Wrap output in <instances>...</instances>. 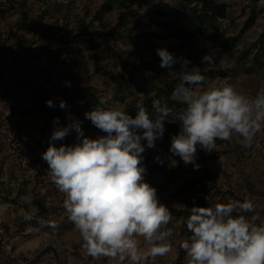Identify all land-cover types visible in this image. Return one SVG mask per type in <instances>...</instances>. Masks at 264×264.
I'll return each mask as SVG.
<instances>
[{
	"label": "rangeland",
	"instance_id": "374dc122",
	"mask_svg": "<svg viewBox=\"0 0 264 264\" xmlns=\"http://www.w3.org/2000/svg\"><path fill=\"white\" fill-rule=\"evenodd\" d=\"M159 1L181 2L186 19L169 20L193 30L186 20L201 8L199 0H0V264H129L127 259L93 260L84 254L79 233L66 217L64 194L51 182L41 154L56 117L66 126L71 113L83 121L84 135L95 139L105 133L84 113L101 101L104 107L135 115L138 102L148 108L150 99L168 100L164 91L177 80L180 65L171 71L160 63L154 70L144 69L142 64L154 59L157 49L187 58L190 68H200L217 86L232 84L250 96L264 89V0H214L226 5L225 17L209 31L211 37L197 34L188 40L170 36L159 24L166 18L149 15L148 7ZM105 2L112 9L96 17ZM96 29L112 30L114 36L95 39ZM209 53L215 54L211 66L202 63ZM116 73L124 83L113 81ZM49 99L54 107L47 106ZM61 100L66 109L59 107ZM172 104L176 115L168 119L179 123L183 106ZM163 141L142 154L144 179L170 208L169 226L180 235L171 253L145 264H189L179 245L190 235L185 220L193 206L249 198L264 219V132L250 148L234 137L217 140L210 153L198 149V170L162 151ZM76 142L72 131L55 144ZM25 213L32 220L26 221ZM41 219L59 227H41Z\"/></svg>",
	"mask_w": 264,
	"mask_h": 264
},
{
	"label": "clouds",
	"instance_id": "9594fccd",
	"mask_svg": "<svg viewBox=\"0 0 264 264\" xmlns=\"http://www.w3.org/2000/svg\"><path fill=\"white\" fill-rule=\"evenodd\" d=\"M157 54L161 68L171 71L180 65L179 83L168 99L183 110L177 116L180 131L171 137L169 151L185 165L198 170V149L210 153L216 150L217 140L235 137L242 147L250 148L264 132V89L250 96L232 84L217 86L200 68H190L187 58L163 48ZM214 62V53L202 57L207 66ZM103 103L86 111L84 117L105 135L85 136L83 121L71 113L66 116V126L56 117L41 158L48 165L51 182L64 194L65 214L79 233L84 254L93 260L127 259L129 264H145L149 258L171 253L173 240L180 235L169 226L173 219L170 208L160 201L156 188L145 182L142 164L146 147H156L165 122L176 114L163 98L153 99L151 113L138 102L135 115ZM46 104L54 107L51 99ZM59 107L66 109V102L61 100ZM72 131L76 143L56 146L55 141ZM256 209L249 198L191 207L185 220L190 235L179 245L189 264H264V219ZM32 218L25 213L26 221ZM39 223L53 231L59 227L53 220Z\"/></svg>",
	"mask_w": 264,
	"mask_h": 264
},
{
	"label": "trees",
	"instance_id": "16d2710c",
	"mask_svg": "<svg viewBox=\"0 0 264 264\" xmlns=\"http://www.w3.org/2000/svg\"><path fill=\"white\" fill-rule=\"evenodd\" d=\"M186 2H191L193 0H184ZM201 2V8L198 12L193 13L189 16V19L186 21L192 27L193 30H187L183 26H176L174 23L170 22L171 18H184L186 19L185 12L181 7V2L178 5H171L168 2L159 1L151 4L148 7V13L151 16L156 18H166L163 23L159 22L160 25H163L167 30V33L178 39V40H188L197 34L205 35L206 37H211L210 30H214L217 27V23L221 18L225 17L226 14V5L224 3H217L214 0H199ZM112 9V5L109 2H105L100 6L96 12V17H101L106 12H109ZM22 28L26 29L27 24L23 23ZM92 34L95 39L108 40L110 37H113V31H104V30H93ZM169 51V50H168ZM170 52V51H169ZM161 62V58L157 55L154 59L142 64V67L146 70H154L157 63ZM180 75V73H179ZM179 75L176 81H171L168 84V87L165 89V95L167 98L170 97L173 89L176 84L179 83ZM111 78L118 84L124 83L123 76L120 73L111 74ZM169 100V99H168ZM169 106L174 108L172 101L169 100ZM149 112L153 111L152 109V100L150 99V106L148 107ZM165 123V131L163 134L164 141L161 146V150L164 152H169L171 146V137L175 134H178L180 131V124L176 123L173 120Z\"/></svg>",
	"mask_w": 264,
	"mask_h": 264
}]
</instances>
